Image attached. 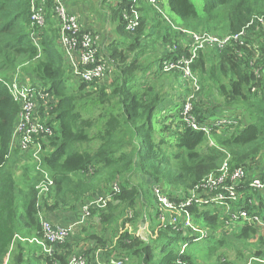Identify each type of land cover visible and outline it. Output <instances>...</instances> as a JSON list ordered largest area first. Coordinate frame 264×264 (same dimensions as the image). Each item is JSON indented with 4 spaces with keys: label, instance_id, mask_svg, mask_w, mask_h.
I'll return each mask as SVG.
<instances>
[{
    "label": "trees",
    "instance_id": "trees-1",
    "mask_svg": "<svg viewBox=\"0 0 264 264\" xmlns=\"http://www.w3.org/2000/svg\"><path fill=\"white\" fill-rule=\"evenodd\" d=\"M204 1L203 14H199L193 0H168L169 10L181 21L175 25L146 0H119L112 10L123 40L110 42L107 55L112 70L116 69L114 81L110 85L103 80L76 86L70 83L72 71L59 44L57 2L46 0V23L40 30L32 27V0H0V264H68L81 237L73 234L46 253L43 245L30 242L43 238L41 216L51 221L60 209L80 211L90 198L100 195L108 196L107 206L92 209L91 216L99 219L105 232L113 231L116 225L125 230L117 237V228L110 238L97 235L93 228L81 230L78 235L86 234L83 240L90 243L86 252L90 260L102 250V261L107 263L127 259L124 264H199L200 254L205 252L209 257L224 246V240L217 237L224 219L198 204L186 211L197 226L214 232L204 242L196 241L199 235L184 228L181 221L162 223L160 211L148 210L152 221H159L151 229L152 237L149 233V242L125 228L141 216L142 199L152 196L153 185H159L172 199L178 196L185 201L190 191L217 173L228 158L231 170H246L247 184L254 178L264 180V172L256 171V163L261 165L264 157V0ZM133 9L141 18L131 32L123 15ZM183 27L221 37L245 33L243 45L232 44L222 51L200 50L190 66L204 93L194 108L199 122L234 120L220 116L234 111L244 119L213 130V144L205 133L190 128H158L161 112L173 106L165 87L181 86V71L164 72L162 63L191 58ZM37 31L39 43L32 37ZM159 43L165 49L150 54L152 64L143 63L140 57L147 55L149 44ZM17 73L21 81L48 96L47 104L36 102L43 106L38 137L43 149L40 169L53 183L44 199L38 196L37 186L43 178L36 171L32 152L22 155L13 148L23 106L10 94L7 83ZM149 74L165 80L158 77L152 82ZM181 99L185 100L184 94ZM263 210L264 204L261 211L249 208L250 213ZM129 212L133 218L122 221ZM257 231L255 226L246 225L233 238L249 243ZM263 243L264 238H259L256 245L264 247ZM196 246L197 252L192 249ZM241 249L236 255L247 264H264L260 262L264 251H255L251 258L255 260H250L248 251ZM238 262L224 259L215 264Z\"/></svg>",
    "mask_w": 264,
    "mask_h": 264
},
{
    "label": "built area",
    "instance_id": "built-area-1",
    "mask_svg": "<svg viewBox=\"0 0 264 264\" xmlns=\"http://www.w3.org/2000/svg\"><path fill=\"white\" fill-rule=\"evenodd\" d=\"M56 18L60 26L59 44L63 50L65 60L70 65L73 77L79 79L83 83H92L102 81L111 73L112 64L101 53L97 45L96 35L82 28L77 15L68 12L62 0H55ZM137 2V0H134ZM149 6L164 15L163 0H146ZM46 0L41 3L38 0H32L33 9L31 13V23L33 28L43 29L46 23L45 15ZM166 20H169L164 15ZM141 14L133 9L123 15L124 22L128 31H135L139 25ZM263 22V20L261 19ZM186 34L187 39L184 43L191 49L190 60L181 62L165 61L162 63V71L172 72L179 70L181 76L192 85V91L185 98L184 104L180 109L181 121L180 125L195 131L205 133L210 143L213 144L211 132L213 130H222L226 126L236 125L237 120L230 118H222L211 120L209 122H199L193 113V106L197 102L201 86L197 75L191 71L190 66L200 50L212 49L222 51L232 44L243 45L244 31L239 34H231L226 36H216L212 34H195L182 30ZM35 43H39V31L32 33ZM159 68V67H158ZM20 74H15L9 83H7L10 94L14 99L23 106V112L19 119L18 132L13 139V148L20 150L23 154L32 152V160L37 163L36 171L42 175L43 180L37 186L39 190L38 196L43 199L48 197L50 187H52V179L46 171L41 170L43 154L42 146L38 140L42 131L40 124V112L36 108L39 101L47 104V95L40 92V88L32 86L29 82L21 81ZM32 90H35L32 91ZM177 124V123H176ZM175 124V125H176ZM248 174L244 168L231 170L229 158L225 160L221 169L210 175L199 186L191 190L189 195L183 199L175 197L172 199L164 193L159 185H153V197L156 199L162 211L168 213V216L162 212L160 220L162 223L172 222L179 224L181 221L184 228L190 230L193 234H198L196 241H203L214 232L208 228L197 226L191 215L186 211L187 208L194 204L207 206L211 208L215 214H219L224 219L223 229L228 233H234L240 226H255L259 230L264 231V210L262 213H250L249 208H256L261 211L264 204V180L254 178L251 183L247 184ZM115 190L118 189L117 184L114 185ZM252 194H248V192ZM108 196L100 195L93 200L86 202L82 209V217L80 222L69 226H57L51 221L41 216V226L43 231L42 240L32 239L31 243L43 245L46 253H51L52 248L62 245L75 233V227L84 226L91 216V210L94 208H105L107 206ZM127 218L132 219L131 212ZM254 238L253 240H256ZM187 246H184L183 250ZM125 260H111L110 263L99 261L97 259L90 260L84 253H74L70 256L68 264H124ZM264 263V260H260Z\"/></svg>",
    "mask_w": 264,
    "mask_h": 264
},
{
    "label": "rangeland",
    "instance_id": "rangeland-1",
    "mask_svg": "<svg viewBox=\"0 0 264 264\" xmlns=\"http://www.w3.org/2000/svg\"><path fill=\"white\" fill-rule=\"evenodd\" d=\"M80 1L83 2L85 0H80ZM90 1H103V4L106 3L105 0H90ZM106 1L108 2V1H111V0H106ZM167 1L168 0H163V6L162 7H163L164 15L168 19H170L174 24L175 23L180 24L181 21L169 10L168 5H167ZM204 2H205L204 0H193V3L195 4L196 9H197L199 14H203V7H204V4H205ZM106 6L108 8L107 11L104 10V12L102 14H99V16H100V25H101V18H102V20H107V19H105L106 18L105 15H106V13H108V10H110V7H109V4H106ZM97 16H98V14H97ZM109 17L112 19V15L111 14H109ZM57 23H59L58 20H57ZM97 25H98V22H97ZM181 26H183V24H181L180 27ZM184 29H186V28L183 27L182 30H184ZM186 31L191 32V33H195V34H200V33H197V32H194V31H190V30H187V29H186ZM147 32H150V30L147 31ZM163 32H164V30L161 31V33H163ZM155 35H157V33ZM212 35H214V34H212ZM108 36H109V34L107 32L106 35H105V39H107ZM155 42L156 41H150V43H155ZM106 44L109 45L110 43L108 44V41H105V45ZM143 45H146V44L144 43ZM162 49H165V45L163 43L156 44L155 46H153V44H149V48L148 49L146 48V50H147L146 54L147 55H145V53H144L140 57V59L142 60L143 63L146 62L147 64H150V63L152 64V61L154 59H152L153 56L150 55V54H152L153 52L157 53L158 50L160 51ZM127 51L130 52L129 50H127ZM68 67H69V69L71 68L69 64H68ZM115 72H116V69L115 70H111V73L107 76V78H105L104 81L103 80L102 81L106 82L107 85L112 84L113 81H114L113 77L115 75ZM158 77L161 78L162 81L165 80L162 76H157L156 77L154 75H150L149 79L152 82H154V81H156V79ZM151 81H150V83H151ZM178 81L181 82L180 83L181 86L175 85L174 87H165V89H164V92H166L168 94V102H172L173 106H172L171 110H169V109L165 110V111H168L167 113H164L165 111H162L161 115H159V117L157 119L158 122H159V124H158V128L159 129H164L167 126L175 128V126H179L180 125V123H179V120H181L180 108H181L183 102L185 101V100L183 101V99H181V95L183 96V94H184V98H186L190 94V92H193V91H192V88H191L192 87L191 83H188V80H185L184 77L183 78L179 77ZM80 82L81 81L79 79L73 77V75L71 76V79H70V83L71 84L77 86ZM103 82L101 83V85L105 84ZM156 83L158 84V86H160L159 82H156ZM156 83H155V86H156ZM176 83L177 82L175 81L174 84H176ZM197 97H198L197 102H200L203 99V97H204V93L200 92ZM175 104H178V106L175 107L174 106ZM165 105H167V104H165ZM195 106H196V103L193 106V113H194ZM38 111L41 113V111H42V107L41 106H39ZM175 113L178 114L176 118L173 117V115ZM220 116H228V117L231 116V117L234 118V120H239V122L241 120H244L243 116L240 115L239 113L236 114L235 111L233 113L226 114V115L222 114ZM173 121H174V123H172ZM175 123H177V124L175 125ZM18 125H19V121H18ZM18 125L16 127V134L18 132ZM22 164H25V162H22ZM256 167H257L256 171L264 172V159H263L261 165H260V163H256ZM152 189H153V186H152ZM152 189H151L152 196H150L148 200L146 198L144 200L142 199V202L144 203V206H143V212L141 213V216H139V218L137 219V221L134 222V224L132 222H128L126 224V226H125V228H127V231L135 233L136 236L141 237L143 240H146V242H149V233L151 234V229L154 226H157L158 225L157 222H159L157 220L152 221L151 216L148 213V210H150V212L160 211V212H163L165 214V216H168V213H166V212L161 210V208L159 207L156 199L153 197V190ZM94 198H96V197H92L88 201L93 200ZM126 218H127V216H125V218H122L121 220L122 221L127 220ZM50 220H52V219H50ZM96 226H99L98 231H97L98 232L97 235L103 236V234H106L105 237H109V238H110V236L112 234L115 233V231L119 227L118 225H116L115 229L113 231H108L107 230L105 232V231L102 230L103 228L100 227L99 219L98 218H92V216H90V219L84 225V227H83V225L82 226H77V227H75V231L77 230V228L80 227L82 229H79V231L83 230L84 228H86L88 230H91V228H93V231L95 232L96 231L95 230ZM109 228L112 229L111 227H109ZM242 228L243 227L240 226L234 233H238ZM118 230H119V232L117 233V237L125 229L124 228H118ZM220 231H221V233H219V234L217 233V237L219 238V240H222V239L224 240V246L216 248L214 250V252L209 257H206V253L205 252L200 254L199 257L197 255V257L199 258L197 260V261H199V264H215V263L221 262L224 259H228L230 262H238L236 260H240L238 263L247 264L246 263L247 260L245 258H241L240 259L236 255L237 251L242 250L241 247H243L244 250H248L249 251L250 260H255V259H251L254 256L253 254H254V252L256 250V243L257 242L255 240H249V243L246 242V241L244 242L243 240L237 241V240H235L233 238V234L234 233H228L224 229H221ZM85 235H82V236H85ZM151 237H152V234H151ZM89 240H91V239H89ZM84 242H85V244L89 243L88 240H85ZM116 242H117V239L115 238L114 239V243H116ZM201 242H204V241H201ZM212 244L215 245L214 243H212ZM82 245H83V243H82ZM245 245H250L252 247L249 246V248H245L244 247ZM263 245H264V243H263ZM192 249H193V251L195 250V252H197V246L196 247H192ZM100 251L103 252L102 250H100ZM76 252H77V250H76ZM76 252H74V253H76ZM127 264H129V262Z\"/></svg>",
    "mask_w": 264,
    "mask_h": 264
},
{
    "label": "crops",
    "instance_id": "crops-1",
    "mask_svg": "<svg viewBox=\"0 0 264 264\" xmlns=\"http://www.w3.org/2000/svg\"><path fill=\"white\" fill-rule=\"evenodd\" d=\"M62 2L65 5V7L67 8L68 12L73 13V14L78 16L79 23L83 29H85L87 31H91L96 35L97 45L99 46L101 53L104 55V57L106 59L110 58L107 56L108 55V48L110 46L109 43L116 41V40L117 41L123 40L120 33H119V22L116 19V15H113V10H112L115 7V5H117L119 0H111L108 2L105 0V2H106L105 4H103V1H90V0H85L83 2H81L80 0H62ZM106 4H109L110 10H108V13H106V15H105V17H106L105 19H107V20H102V18H101V25H100L99 14H102L104 12V10L107 11L108 8H107ZM97 14H98V16H97ZM109 14L112 15V19L109 17ZM97 22H98V25H97ZM107 32H108L109 36L107 39H105V35ZM105 41H108L109 45H107V44L105 45ZM108 61H110V60H108ZM262 159H264V157H262ZM83 207H82V209H83ZM82 209L80 211L78 209H74V210H67V209L62 210V209H60L57 212H54L52 214L51 222L57 226H59V225L67 226V224H69V225L76 224V223L80 222V220H81ZM73 221H75V223H72ZM79 229H82V228H80V227L77 228V230L75 231L74 234L77 233L76 238L81 237L82 241L79 242L80 246L79 245L76 246L75 249H77L78 252L84 253L86 256H88L86 254V252L88 250V247L90 246V243L85 244V242L83 240L85 236L78 235L80 232ZM97 231H98V228L96 229V232ZM257 237L264 238V231L263 230L261 231L258 229L257 236L255 238H257ZM259 238H258V240H259ZM82 243H83V245H82ZM247 251L248 250H246V252ZM255 251H264V247L261 248L260 245L257 244ZM248 253H249V251H248ZM101 255L103 256V252H101L100 250H97L95 252L93 258L97 259L99 261H102ZM234 263H236V262H234Z\"/></svg>",
    "mask_w": 264,
    "mask_h": 264
}]
</instances>
